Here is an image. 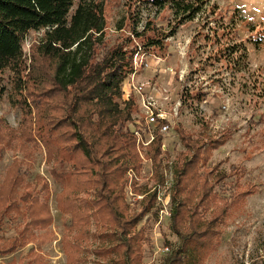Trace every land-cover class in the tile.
<instances>
[{"label":"trees","instance_id":"trees-1","mask_svg":"<svg viewBox=\"0 0 264 264\" xmlns=\"http://www.w3.org/2000/svg\"><path fill=\"white\" fill-rule=\"evenodd\" d=\"M207 3L127 0L129 9H152L157 14L167 10L174 22L166 32L147 17L139 31L137 13L131 16V36L144 51L162 54L176 28L195 20ZM73 5L74 0H0V99L6 95L10 107L20 114L17 127L0 117V161L7 151L21 155L13 159L0 183V257L31 244L36 248L28 251L25 264H45L38 249L50 240L48 231L54 222L50 184L39 174L23 184L20 175L21 167L42 151L60 187L56 208L70 220L65 228L68 234L74 232L61 240L66 257L69 249L88 240L92 223L101 239L97 255L110 256L111 264H144L145 229L138 225L151 213L158 217L157 190L134 187L145 194L138 210L131 209L124 196L127 171L141 168L137 138L126 131L136 100L132 95L122 100V84L132 72L137 48L125 46L131 38L114 45L103 43L102 0H80L71 12ZM29 31H43V35L31 45L28 63L23 43ZM237 52L231 46V57ZM234 63L229 61L231 68ZM5 73L9 74L6 83ZM186 96L193 101L204 99L201 93ZM166 123L158 120L145 149L154 185L165 181L162 162L169 154L159 129ZM176 131L183 150L171 162L170 230L178 242L164 252L162 264H205L220 243L230 203L213 192L226 175L218 167L208 169L207 164L212 152L229 141L230 132L212 134L204 127L194 137L180 127ZM253 193L251 185L243 196ZM211 207L215 210L210 211ZM13 215L20 223L14 236L6 238L2 226Z\"/></svg>","mask_w":264,"mask_h":264},{"label":"rangeland","instance_id":"rangeland-1","mask_svg":"<svg viewBox=\"0 0 264 264\" xmlns=\"http://www.w3.org/2000/svg\"><path fill=\"white\" fill-rule=\"evenodd\" d=\"M79 1L74 0L71 12ZM102 1L105 18L103 43L108 45L131 38L125 46L137 50L142 47L130 33L133 28L131 16L137 13L141 20L137 26L139 31L147 17L166 32L174 23L167 10L157 14L152 9H129L127 0ZM207 1L206 9L195 20L176 28L174 35L166 40L162 54L149 53L141 48L144 63L139 67L140 60L137 59L134 71L135 51L132 72L122 84V100L129 95L136 100L132 121L126 125L127 132L139 130L142 138L147 140L142 104L148 102L152 104V112L163 114L169 126L163 140V148L169 154V158L162 162L164 183L154 185L150 180L153 172L145 153L147 146L138 145V142L141 168L138 171L129 169L126 173L124 196L131 209L138 210L139 202L145 196L137 193L134 187H146L150 192L154 188L157 190L154 210H158V217L151 213L138 225V228L145 229L144 264H162L164 248L171 250L178 242L170 230L171 162L183 150L176 131L178 127L194 137L204 127L212 134L230 132L229 141L212 152L207 164L208 169L218 167V171L226 175L214 185L213 192L230 203L220 228V243L205 264H264V0ZM121 24L122 29H118ZM42 35L43 31L27 33L23 52L28 63L31 45ZM231 46L238 50L233 57ZM231 59L235 60L232 68ZM8 78L9 74L5 73V83ZM130 85H139L142 90L135 92ZM196 93L203 94L204 99L193 101L186 96ZM0 117L10 126L17 127L19 111L10 107L6 95L0 99ZM14 158H21V155L5 152L0 161V183ZM52 168L45 162L43 152L38 151L31 163L20 169L23 184L33 182L39 174L48 180L51 188L49 205L54 222L48 231L50 240L38 249L43 262L111 264L110 256L95 253L101 239L95 234L92 223L88 240L77 249H69L68 258L63 253L62 238H70L74 232L68 234L65 228L70 220L62 217L56 208L55 196L60 187L51 175ZM251 185L255 193L243 196ZM235 195L239 198L231 203ZM214 210L211 207L210 211ZM19 223L17 216L8 217L2 226L4 237L14 236ZM31 248L36 246L29 244L11 255L1 256L0 264H20L21 259L27 263L29 260L25 256Z\"/></svg>","mask_w":264,"mask_h":264},{"label":"built area","instance_id":"built-area-1","mask_svg":"<svg viewBox=\"0 0 264 264\" xmlns=\"http://www.w3.org/2000/svg\"><path fill=\"white\" fill-rule=\"evenodd\" d=\"M144 58H145V55L144 53L141 52V48H138V50L135 52L134 54V71L136 70V65H137V59L140 60V65L139 67L144 63ZM135 72H133V76H134ZM131 86V85H130ZM133 88V91L135 92H140L142 90L141 86H131ZM142 107H143V113H144V121H145V124L147 126V130H148V137H147V140H144L142 138V136L140 135L139 133V130H134L133 133L134 135L137 137V142H138V145L139 143L142 144V145H147L148 143H150L154 137V134H155V129L157 128V123H158V120H166L165 116L163 114H160V113H157V114H154L152 112V104H150L149 102L148 103H143L142 104ZM160 132L162 134H165L166 132H168L169 130V126L168 124H164L160 127ZM169 251L168 248H164V252H167Z\"/></svg>","mask_w":264,"mask_h":264}]
</instances>
